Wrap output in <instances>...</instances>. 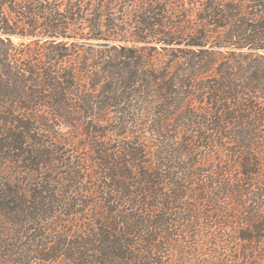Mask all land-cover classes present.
Masks as SVG:
<instances>
[{
	"label": "trees",
	"instance_id": "obj_1",
	"mask_svg": "<svg viewBox=\"0 0 264 264\" xmlns=\"http://www.w3.org/2000/svg\"><path fill=\"white\" fill-rule=\"evenodd\" d=\"M64 1L0 0V264H264V0L164 67Z\"/></svg>",
	"mask_w": 264,
	"mask_h": 264
},
{
	"label": "rangeland",
	"instance_id": "obj_2",
	"mask_svg": "<svg viewBox=\"0 0 264 264\" xmlns=\"http://www.w3.org/2000/svg\"><path fill=\"white\" fill-rule=\"evenodd\" d=\"M205 3V0L202 1ZM200 0H87L79 3L70 12L67 8L68 0L61 3V13L68 10L70 23L77 24V27L84 32L88 31L89 22L94 25L100 21L107 25H116L133 33L134 38L141 37L148 39L149 44H137L140 48H146V53L152 55L153 62L164 67L169 60L176 59L177 51L170 55L171 51L165 49L164 42L153 39L155 31L160 29L161 41L181 42L186 35H194L195 29L203 17L198 10ZM107 6L110 8L107 9ZM78 16V17H77ZM78 19V20H77ZM89 21V22H88ZM146 23V24H144ZM143 25L145 27H143ZM155 26L150 30V26ZM156 25H159L158 27ZM168 27H170L168 29ZM148 31H146V29ZM145 31L143 32V30ZM74 35L73 32H69ZM158 33V32H157ZM173 34L174 36H168ZM127 37V36H126ZM132 39V38H129ZM73 41L76 44L81 42ZM16 43L19 41L15 40ZM97 44V42H94ZM170 49V48H169ZM39 264H71L68 260L61 258L56 261L40 262Z\"/></svg>",
	"mask_w": 264,
	"mask_h": 264
}]
</instances>
